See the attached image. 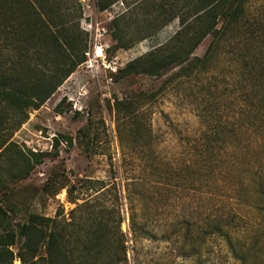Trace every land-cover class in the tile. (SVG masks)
Listing matches in <instances>:
<instances>
[{
	"label": "trees",
	"instance_id": "trees-1",
	"mask_svg": "<svg viewBox=\"0 0 264 264\" xmlns=\"http://www.w3.org/2000/svg\"><path fill=\"white\" fill-rule=\"evenodd\" d=\"M95 1L100 11L122 4L110 22L111 37L121 48L154 37L178 21L169 39L129 61L121 76L144 73L185 79L207 72L210 66L223 63L227 68L231 101L226 114L216 105L202 107L199 113L207 126L196 153L199 172L206 176L208 171L215 191L233 199L235 205L251 207L258 218L246 227L244 217L230 207L216 208L209 218L194 223L184 221L182 249L187 251L181 255L197 253L211 235L222 242L214 251L215 264H264V0ZM81 16L78 0H0V169L7 167V178L0 175V187L9 179L27 176L43 161L42 153L23 151L13 135L30 111L48 100L85 61L87 34L79 28ZM207 37L204 54L194 55ZM117 106L130 109L132 103L117 101ZM145 183L131 179L125 185L129 238L120 228V209L111 233L105 207L95 211L94 202L86 200L71 210L79 214L63 225L60 211L53 217L29 213L16 230L4 229L0 241L11 245L16 237L22 240L18 252L22 264L28 259L33 264L38 260L43 264H128L129 240L134 244L133 264H142L135 247L141 238L156 236L149 211L139 219L134 206L133 194ZM111 186L119 200L116 186ZM112 187L103 184L98 191L102 194ZM155 198L150 195L147 202ZM5 217L0 205V230Z\"/></svg>",
	"mask_w": 264,
	"mask_h": 264
},
{
	"label": "rangeland",
	"instance_id": "rangeland-1",
	"mask_svg": "<svg viewBox=\"0 0 264 264\" xmlns=\"http://www.w3.org/2000/svg\"><path fill=\"white\" fill-rule=\"evenodd\" d=\"M78 2L79 28L87 34L85 61L48 100L30 111L13 135L23 151L40 152L43 161L27 176L9 179L0 187V205L6 212L0 235L4 229L16 230L29 213L53 217L60 211L63 225L79 214L71 210L88 200L96 205L95 211L102 207L108 211L111 233L120 209V228L129 238L125 185L140 179L146 183L134 192V206L139 219L149 211L148 221L154 220L150 227L156 233L155 238H141L135 247L142 264H215L214 251L222 242L211 235L197 253L181 255L187 251L182 249L183 222L207 219L216 208L230 207L244 217L246 227L258 218L251 207L235 205L215 191L208 171L206 176L199 172L196 153L207 130L199 113L202 107L216 105L226 114L231 101L227 68L223 63L210 66L207 72L185 79L144 73L121 76L129 61L169 39L178 21L154 37L121 48L111 37L110 22L122 4L100 11L95 0ZM209 40L205 38L193 54L202 56ZM117 101H130L132 106L119 109ZM6 169H0L5 179ZM103 184L115 185L119 200L113 187L101 194ZM150 195L156 198L147 202ZM21 248L19 237L11 245L0 241V264H22ZM126 248L128 264H133L134 244L128 240ZM39 252L43 254V249Z\"/></svg>",
	"mask_w": 264,
	"mask_h": 264
}]
</instances>
